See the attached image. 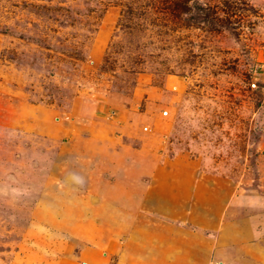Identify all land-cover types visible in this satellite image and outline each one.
I'll list each match as a JSON object with an SVG mask.
<instances>
[{"label":"rangeland","instance_id":"rangeland-1","mask_svg":"<svg viewBox=\"0 0 264 264\" xmlns=\"http://www.w3.org/2000/svg\"><path fill=\"white\" fill-rule=\"evenodd\" d=\"M171 160L264 195V0H0V264L83 262L97 163L147 204Z\"/></svg>","mask_w":264,"mask_h":264},{"label":"crops","instance_id":"crops-1","mask_svg":"<svg viewBox=\"0 0 264 264\" xmlns=\"http://www.w3.org/2000/svg\"><path fill=\"white\" fill-rule=\"evenodd\" d=\"M138 164L152 168L140 197L153 191L152 203L133 202L141 192L134 182L111 189L100 163L91 171L89 200L107 202L92 203L89 214L100 224L91 225L92 242L80 249L83 262L72 264H264V195H244L224 177L196 173L189 161ZM162 198L170 203L163 205ZM247 207V216L231 214V208Z\"/></svg>","mask_w":264,"mask_h":264}]
</instances>
